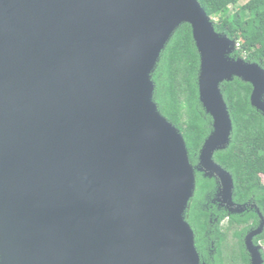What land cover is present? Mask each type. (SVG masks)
<instances>
[{
	"label": "water",
	"instance_id": "1",
	"mask_svg": "<svg viewBox=\"0 0 264 264\" xmlns=\"http://www.w3.org/2000/svg\"><path fill=\"white\" fill-rule=\"evenodd\" d=\"M184 24L213 119L198 167L154 99ZM238 46L198 0H0V264H201L187 220L196 170L233 205L214 161L233 132L222 84H251L264 115V68L233 58ZM261 219L251 264H264Z\"/></svg>",
	"mask_w": 264,
	"mask_h": 264
},
{
	"label": "trees",
	"instance_id": "2",
	"mask_svg": "<svg viewBox=\"0 0 264 264\" xmlns=\"http://www.w3.org/2000/svg\"><path fill=\"white\" fill-rule=\"evenodd\" d=\"M198 1L212 19L216 32L239 43L232 57L264 68V0H249L245 4H240L241 0ZM200 64L192 28L184 24L162 53L153 74L155 102L164 117L183 135L194 167L199 166L200 151L213 131V119L200 102ZM221 90L231 115L233 132L229 146L216 152L214 161L232 175L233 199L242 205L255 204L264 218V115L251 104V84L236 78L233 82L223 83ZM204 174L196 170V190L187 220L197 235L199 254L209 257L205 248L209 243L207 232L212 225L209 214L200 204L205 202L214 183ZM248 209L242 216L234 217L240 225L235 233L236 241L231 240L229 231L223 233L214 229L215 233L210 236L218 237L219 252L212 259L203 258L202 261L207 264H251L244 235L250 227L260 223V218ZM255 241L264 244V230ZM262 257L264 260V252Z\"/></svg>",
	"mask_w": 264,
	"mask_h": 264
},
{
	"label": "flooded vegetation",
	"instance_id": "3",
	"mask_svg": "<svg viewBox=\"0 0 264 264\" xmlns=\"http://www.w3.org/2000/svg\"><path fill=\"white\" fill-rule=\"evenodd\" d=\"M198 162H199V158H198ZM209 178L213 181L214 188L212 189V191H210L206 195L205 200H204L205 202L200 204L202 206V209L207 214H209V216H210L209 221L212 225V228L210 229V231L207 232V234L211 235L212 233H215L216 228H218L223 233H225L226 231H229L230 236H231V240L236 241L235 233H236V231L239 230L238 228L240 227V225L238 223H236V220L234 219V217L242 216V213L240 212V210L243 206H244V209H246V210H249L248 208H250V210H252L258 214V217L260 218V223H258L256 226L250 227L247 230L246 234L244 235V243H245V248L247 250L246 240H247L248 235L251 234L252 232L257 231L260 227V224L262 221L260 211L258 210V208L255 204L245 203V205H242V203L236 202L233 199V197H232V202H233L232 204L233 205H229L228 203H226L222 199V196L220 195L221 180L217 176H212ZM238 210H239V212H238ZM190 211H191V209L188 211L187 219H189ZM261 234L255 236L253 238V243L256 247L261 248V253H262V252H264V244L261 241H258V243H256V241H255V239L257 237H259ZM210 235L208 237L209 243L207 244V247L205 248L209 257H207L206 255H203V254L200 255L201 264H207L206 262L202 261L203 258L204 259H209V258L212 259L214 257V255L219 252V249L217 247L218 237L213 238ZM195 237H197V235H195ZM247 252H248V250H247ZM248 254H249L250 263H251L250 253L248 252Z\"/></svg>",
	"mask_w": 264,
	"mask_h": 264
},
{
	"label": "rangeland",
	"instance_id": "4",
	"mask_svg": "<svg viewBox=\"0 0 264 264\" xmlns=\"http://www.w3.org/2000/svg\"><path fill=\"white\" fill-rule=\"evenodd\" d=\"M247 1H249V0H241L240 4H245Z\"/></svg>",
	"mask_w": 264,
	"mask_h": 264
}]
</instances>
